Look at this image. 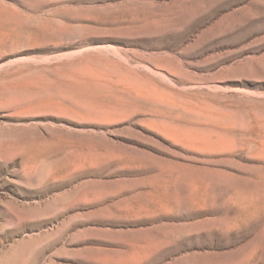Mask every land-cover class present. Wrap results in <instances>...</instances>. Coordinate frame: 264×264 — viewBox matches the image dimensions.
Masks as SVG:
<instances>
[{"label":"rangeland","instance_id":"374dc122","mask_svg":"<svg viewBox=\"0 0 264 264\" xmlns=\"http://www.w3.org/2000/svg\"><path fill=\"white\" fill-rule=\"evenodd\" d=\"M0 264H264V0H0Z\"/></svg>","mask_w":264,"mask_h":264}]
</instances>
